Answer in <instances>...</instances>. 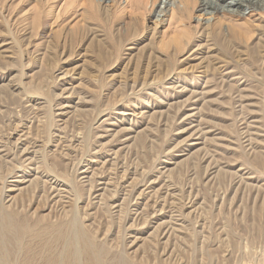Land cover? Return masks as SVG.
<instances>
[{"label": "rangeland", "instance_id": "1", "mask_svg": "<svg viewBox=\"0 0 264 264\" xmlns=\"http://www.w3.org/2000/svg\"><path fill=\"white\" fill-rule=\"evenodd\" d=\"M162 1L0 0L11 264H264V0Z\"/></svg>", "mask_w": 264, "mask_h": 264}, {"label": "bare ground", "instance_id": "2", "mask_svg": "<svg viewBox=\"0 0 264 264\" xmlns=\"http://www.w3.org/2000/svg\"><path fill=\"white\" fill-rule=\"evenodd\" d=\"M231 1H232V3L234 2V0H230V2ZM161 4H162V7H163V5L166 4V0H163L161 2ZM203 9H205L209 13L212 12V10H209L206 7H204ZM232 10H233L232 12H239L238 9L237 10L232 9ZM7 219H8L7 220V224L3 223L2 221H0V222H2L3 224H5L8 229H13L14 230V232H15L14 234H16V235L13 234L12 237H14L18 241V244L17 245L19 247V243H20L19 240H22L23 239L22 238L23 235L21 234L22 233V230L20 229V227L14 225L15 223L12 222V219L11 218L10 219L7 218ZM2 223L0 224V228L3 229V228H5V225H4V227H2L1 226V225H3ZM70 224H71V222H70ZM70 224L68 223V220H66V221L64 220V221H62V222H60L59 224H56V225H48L47 230H45V231L41 230V231H39V234L37 233L38 235H35L36 238H39L41 240V242H40L41 252L40 253H37V257L40 256L39 257L40 260L38 261L39 264H71V262H73L74 252H75V251L73 252V250H74V248H73V240H75V239L78 240L79 239L78 237L82 233L79 232V229L78 228L80 226L78 225L79 224L78 222H74V225H75L74 227H76V229L75 228H72L71 229L72 232H70V227L68 228V226H70ZM35 231H36V229H35ZM37 231H38V229H37ZM33 235H34V233H33ZM25 236H24V239H25ZM82 236H83V234L80 236V239L82 238ZM49 238H51V240ZM4 239L6 240L5 237H4ZM17 241H15V244L17 243ZM85 245H86L85 246L86 247V252L88 251L87 254L89 253V255H90V257L88 256V258H89L88 264H103L102 261H101V258L98 255H96V253H94V251H96V250H94V248L92 247L91 243H90V245L89 244L88 245L85 244ZM20 246H21V244H20ZM55 246L56 247H59V248H62V251H61L60 254H58L60 251L57 252L58 250L57 249H54ZM4 247H5V244H3V242H1V239H0V264H11L12 262L9 259V257L11 255L8 256V253H7L6 250H4ZM15 248H16V246H15ZM29 253H30V251H29ZM76 255L77 254H75V256ZM80 255H81V253H80ZM75 258H74V262L76 260ZM34 260L35 259H33L32 261H34ZM78 260H79V258H78Z\"/></svg>", "mask_w": 264, "mask_h": 264}]
</instances>
